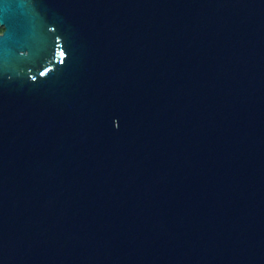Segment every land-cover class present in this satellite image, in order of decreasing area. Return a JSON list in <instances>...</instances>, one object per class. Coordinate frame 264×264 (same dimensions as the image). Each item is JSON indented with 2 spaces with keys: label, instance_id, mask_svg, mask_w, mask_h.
Listing matches in <instances>:
<instances>
[{
  "label": "water",
  "instance_id": "95a60500",
  "mask_svg": "<svg viewBox=\"0 0 264 264\" xmlns=\"http://www.w3.org/2000/svg\"><path fill=\"white\" fill-rule=\"evenodd\" d=\"M0 26V264H264V0Z\"/></svg>",
  "mask_w": 264,
  "mask_h": 264
},
{
  "label": "trees",
  "instance_id": "16d2710c",
  "mask_svg": "<svg viewBox=\"0 0 264 264\" xmlns=\"http://www.w3.org/2000/svg\"><path fill=\"white\" fill-rule=\"evenodd\" d=\"M3 30V27L0 26V32Z\"/></svg>",
  "mask_w": 264,
  "mask_h": 264
},
{
  "label": "flooded vegetation",
  "instance_id": "af4514ba",
  "mask_svg": "<svg viewBox=\"0 0 264 264\" xmlns=\"http://www.w3.org/2000/svg\"><path fill=\"white\" fill-rule=\"evenodd\" d=\"M3 30H4V28H3ZM3 30H2V31H3ZM2 31H1V32H2Z\"/></svg>",
  "mask_w": 264,
  "mask_h": 264
}]
</instances>
